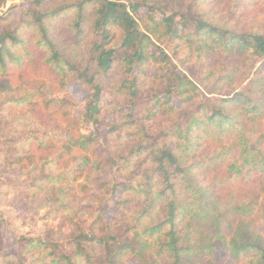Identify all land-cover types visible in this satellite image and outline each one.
<instances>
[{"label": "trees", "instance_id": "obj_1", "mask_svg": "<svg viewBox=\"0 0 264 264\" xmlns=\"http://www.w3.org/2000/svg\"><path fill=\"white\" fill-rule=\"evenodd\" d=\"M224 1L156 0L171 12L157 17L149 0H26L17 24L0 14V188L47 226L0 219L17 245L6 264H264V28L229 25Z\"/></svg>", "mask_w": 264, "mask_h": 264}, {"label": "rangeland", "instance_id": "obj_2", "mask_svg": "<svg viewBox=\"0 0 264 264\" xmlns=\"http://www.w3.org/2000/svg\"><path fill=\"white\" fill-rule=\"evenodd\" d=\"M25 1L26 0H5V1L0 0V14L3 15L13 14L15 18L11 21V24L12 25L17 24L18 20L21 18L22 8L26 4ZM125 1L131 2L133 0H125ZM138 1L142 2V0H138ZM149 1L155 6L161 7V9L158 8V10L156 11V14H158L157 17H159V15L162 16V12H165L168 15L171 14V12L168 9H165L164 4H166L167 2L156 3V0H149ZM225 2L226 0L224 1V3ZM228 5H230V3L227 4V6ZM230 6L234 8V12L228 13V11H226L227 14L226 18L228 17L229 19L232 20V22L229 23V25H233L236 23L237 28L240 29L245 27L246 25L255 23V24H260V27L264 28V0H245V1L242 0L238 4H235V1L233 0ZM147 10H148L147 7L143 5L139 10L140 15L145 17ZM187 10H188L187 7H182V12L186 13ZM175 20H176L175 22L179 26L181 33L191 32L195 28V23L193 19L177 17ZM148 22H149L148 20L140 22L143 31H145V24ZM119 41L120 38L115 39L116 45L119 44ZM181 45L186 46L182 42ZM165 48L170 50V52H173V50L171 49V47H169V45H166ZM186 52L189 53V49H187ZM173 56L175 63L178 64V66L184 72L188 73L190 76H193V74L196 73L197 66H195L194 63L190 65H186V64L183 65V61L181 60L184 57H182L181 53H180V57L178 58L175 57V53H173ZM194 60L198 61V58L196 57ZM123 73L124 70L122 68L120 69V64H117L113 75L110 77L114 79H118V76L122 77ZM109 79L107 85L105 86L108 87L109 89L114 88L116 86V83L112 84L113 81L110 82ZM107 90H104L103 93L104 96L103 99L105 100L110 97L109 92ZM69 95L71 96V98H73L78 102L80 107L84 106V103H82L80 100L84 98V96L86 95V90H84L81 86L77 85L70 87ZM110 180L111 183H115L117 178L116 179L111 178ZM113 199H114V195L113 196L111 195L105 197L104 201L112 205L114 202ZM19 200L20 197L18 193L13 189V187L7 185L2 186L0 188V219L6 218L7 220L15 216H20L21 221L19 222V225L24 224L26 228H29L30 231L34 232L36 235H41L44 232H46L47 226L43 221L44 216L42 214L35 215L31 208L24 207ZM57 221L58 219L56 220L53 219L52 224H55ZM260 225L263 228L264 221H262ZM0 243L4 244V249H2L0 252V264H6V262L9 259H11L12 253L16 250L17 245L15 244L11 234L7 233V229H4L3 233L0 235ZM134 263L135 262H131L130 264H134Z\"/></svg>", "mask_w": 264, "mask_h": 264}]
</instances>
